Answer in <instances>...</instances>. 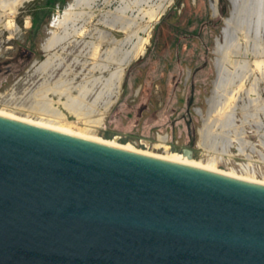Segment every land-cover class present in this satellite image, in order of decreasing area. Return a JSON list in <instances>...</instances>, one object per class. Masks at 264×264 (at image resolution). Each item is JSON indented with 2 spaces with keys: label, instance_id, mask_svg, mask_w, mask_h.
Segmentation results:
<instances>
[{
  "label": "water",
  "instance_id": "95a60500",
  "mask_svg": "<svg viewBox=\"0 0 264 264\" xmlns=\"http://www.w3.org/2000/svg\"><path fill=\"white\" fill-rule=\"evenodd\" d=\"M0 264H264V185L0 116Z\"/></svg>",
  "mask_w": 264,
  "mask_h": 264
},
{
  "label": "rangeland",
  "instance_id": "374dc122",
  "mask_svg": "<svg viewBox=\"0 0 264 264\" xmlns=\"http://www.w3.org/2000/svg\"><path fill=\"white\" fill-rule=\"evenodd\" d=\"M67 1L72 3L74 0ZM24 4L30 6L32 2ZM118 4L119 0H97L89 10L93 16L85 24L86 31L82 35H77L68 44L69 53L66 54V59L70 60L71 72L67 78L72 79V84H77L90 75L106 77L115 68V65L110 64L106 70L93 71L91 66L97 58L78 53L83 42L88 40L96 42L95 29L108 30L118 40L126 37L127 32L111 29L98 21L102 12L111 11L107 9H112ZM230 8L229 0H173L157 19L149 22L147 31L138 33L147 37L143 52L136 58L130 57L125 63L112 104L106 110L99 107L91 116L92 119L101 117L99 125L79 121L70 114L62 105L65 96L49 92L47 97L50 98L52 106L64 114L62 119L70 131L79 133L80 130L88 128L87 135L97 140H104L102 138L104 137L109 139L107 141H113V138L118 136L116 143L119 145L130 144L139 150L157 155L169 154L183 161L193 160L201 166H206L208 159L213 156L216 170H223L237 177L249 176L253 180L264 181V162L260 160L257 152L264 151V148L260 144L255 126L247 124L241 126L242 111L238 106V100L233 103L241 127L238 126L245 130L244 139L252 143L256 150L253 149V152L248 150L247 157L238 152L234 140L230 142L229 154L226 155L205 151L199 145V130L202 127V119L207 117V98L215 77L214 48L216 41H221L223 20ZM54 10L57 14L56 8ZM1 13L4 14L2 18L6 22L11 20L12 23L19 24L22 20L16 13ZM129 14L134 16L138 13L129 11ZM27 19L26 17L24 20ZM137 20L139 27L147 23V18ZM48 29L46 25L39 37L35 59L42 58L39 44L44 41ZM21 32L23 33V30H14L13 33L16 34L12 40L13 44H18L23 37L19 36ZM108 35L111 37L110 33ZM109 46L111 44H101L99 53ZM128 46L129 44H125L123 48L128 49ZM16 52L15 49L10 50L7 47L0 54V59ZM74 57L78 58L77 63L72 62ZM246 58L250 62L254 60L251 55ZM61 72L62 70L54 77L52 75L50 81L57 78ZM256 74L259 75L255 72L254 75ZM20 75L16 78L7 77L5 85L0 89V114L11 119L37 123L41 115L28 109L26 95L37 87L42 77L29 66ZM252 77L253 75L249 80ZM249 80L245 88L249 87ZM259 93L264 96V83L259 85ZM69 94L77 95V91L72 89ZM93 95H88L87 99L90 100ZM239 97L246 99L247 96L240 93ZM259 116L264 121V116L261 114ZM187 126L190 127L193 137L192 147H189L192 158H188L183 152L191 143ZM230 136L233 137V134ZM144 141L148 142V147Z\"/></svg>",
  "mask_w": 264,
  "mask_h": 264
},
{
  "label": "bare ground",
  "instance_id": "6f19581e",
  "mask_svg": "<svg viewBox=\"0 0 264 264\" xmlns=\"http://www.w3.org/2000/svg\"><path fill=\"white\" fill-rule=\"evenodd\" d=\"M29 1L31 0H0L1 12L13 14L17 6ZM96 1L74 0L69 3L63 16L56 23L59 31H54L51 34L44 45V49L51 50L56 46L69 44L77 35H82L86 31L85 24L93 16V13L89 10ZM119 2L120 4L114 10L102 12L98 21L111 29L127 32L126 37L123 40H115L109 37V33L95 29L94 39L96 42L91 40L83 42L78 53L79 55H90L97 58L91 66L93 71L106 70L110 64L115 65V68L106 77L90 75L84 77L77 84H72V79L67 78V75L71 72L70 63H68L65 64L60 75L50 81L53 71L61 67L65 57L62 52L49 53L45 60L34 68V71L42 77L41 82L26 95L28 109L41 115L40 121L29 123V121L22 119L12 120L128 152L152 156L264 185L262 180H253L249 176L237 177L223 170H216L213 156L208 159L206 166H201L200 163L193 160L183 161L169 154L165 156L157 155L149 151L139 150L130 144L119 145L114 139L113 141H107L90 138L87 135L88 128L80 130L79 133L66 128L67 123L62 119L64 114L52 106L47 94L51 92L65 96L62 105L79 121L96 125L101 124V117L92 119L91 116L98 111L99 107L106 110L114 101L115 98H112L117 92L118 81L122 74L121 64L127 63L130 57L136 58L143 52L147 37L140 36L138 33L147 31L149 22L157 19L173 0H119ZM231 3V16L222 33L221 41L217 42L214 48L215 77L212 81L210 95L207 98V117L202 119V127L199 130V145L205 151L226 155L229 154L230 142L234 140L237 143L238 152L248 157L249 153L247 151L253 152L254 147L244 139L243 128L240 129V125L235 122L236 108L233 103L238 99L241 100L238 105L242 111L241 126L244 124L255 126L260 137V144L264 148V131H262L264 127H262L259 116V114L264 116V98H260L257 88L260 82L264 83V0H231ZM129 11H137L138 14L134 16L126 15ZM138 18H147L146 25L139 27ZM5 25L9 28L13 23L8 20ZM103 43L111 44V46L104 49L100 54L99 46ZM125 44H129L128 49L123 48ZM248 55L254 57L252 62L246 58ZM72 62L77 63L78 58L74 57ZM255 72L259 75H254ZM251 75L254 78L249 80ZM248 80L250 85L247 90V98H239V94L245 91V84ZM96 88L97 90H95ZM72 89L77 91V95L70 96L69 93ZM251 93L252 97H250ZM90 94L94 95L88 100L87 97ZM0 116L7 118L2 114ZM9 119L11 118L9 117ZM230 134H233V137ZM257 152L260 160L264 162V151L257 150Z\"/></svg>",
  "mask_w": 264,
  "mask_h": 264
},
{
  "label": "flooded vegetation",
  "instance_id": "af4514ba",
  "mask_svg": "<svg viewBox=\"0 0 264 264\" xmlns=\"http://www.w3.org/2000/svg\"><path fill=\"white\" fill-rule=\"evenodd\" d=\"M29 2H32L30 6H25V4L23 3L17 6L14 11V13H16L22 19L19 24L13 23L11 27L7 28L5 25L6 21L4 18H2L4 14H1L0 16V54L2 53V51L6 50L7 47L10 50L15 49L17 51L16 54H12L10 56L5 55L4 58L0 59V75H1L0 76V89L5 85V80L7 77H10V78L19 77L21 72L28 66L30 69H34L35 66H37L39 63L45 60L46 56L49 53L51 54L53 52H57V53L62 52V54H64V57H65L61 67L57 68L54 71L55 75H53V77L58 75L59 72L64 68L65 64H68L70 61L66 59V54L69 53L67 43L56 46L52 48L51 50L44 49V45L47 42L48 38L51 36V34L54 31H59V28L56 26V23L58 22L59 19H61L64 11L68 8L69 2L67 0H31ZM55 8H56V11L58 12L57 14H55V10H54ZM0 13H1V8H0ZM126 14L129 15V12H127ZM26 17L28 19L25 21L24 19ZM46 25L49 27L47 31V35L44 37V41L39 44L42 58L35 59L38 40L41 34L43 33V28ZM16 29L23 30V33L21 32V34L19 35L23 37H21L18 44L15 45L12 43V40H14L15 38L14 34L16 33H13V32ZM110 36L114 38L115 40H118V38L115 37L111 32H110ZM253 78L254 76L252 77V79ZM261 83L262 82L258 84V87H257L258 92H259V85ZM248 89L249 87L245 88V91L242 92L246 96H247ZM250 97H252V93ZM260 98H264V96L260 95ZM240 101L241 100L238 99L239 104H240ZM235 122L239 123V119L236 116V112H235ZM187 131H188L189 139L191 141L193 137L190 133L189 126H187ZM189 144L187 145V147L189 150H191V148H189L190 147Z\"/></svg>",
  "mask_w": 264,
  "mask_h": 264
},
{
  "label": "trees",
  "instance_id": "16d2710c",
  "mask_svg": "<svg viewBox=\"0 0 264 264\" xmlns=\"http://www.w3.org/2000/svg\"><path fill=\"white\" fill-rule=\"evenodd\" d=\"M122 142H124V140Z\"/></svg>",
  "mask_w": 264,
  "mask_h": 264
}]
</instances>
